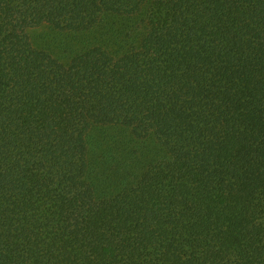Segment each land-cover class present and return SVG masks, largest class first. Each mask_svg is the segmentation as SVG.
I'll return each mask as SVG.
<instances>
[{
	"label": "trees",
	"instance_id": "trees-1",
	"mask_svg": "<svg viewBox=\"0 0 264 264\" xmlns=\"http://www.w3.org/2000/svg\"><path fill=\"white\" fill-rule=\"evenodd\" d=\"M0 264H264V0H0Z\"/></svg>",
	"mask_w": 264,
	"mask_h": 264
}]
</instances>
